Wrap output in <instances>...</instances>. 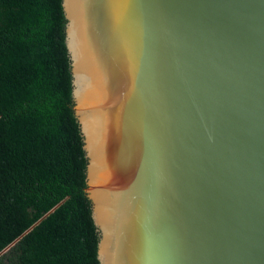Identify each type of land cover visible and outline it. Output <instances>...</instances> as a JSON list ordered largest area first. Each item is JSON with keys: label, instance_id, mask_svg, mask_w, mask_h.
<instances>
[{"label": "water", "instance_id": "obj_1", "mask_svg": "<svg viewBox=\"0 0 264 264\" xmlns=\"http://www.w3.org/2000/svg\"><path fill=\"white\" fill-rule=\"evenodd\" d=\"M62 5L99 263L264 264V0Z\"/></svg>", "mask_w": 264, "mask_h": 264}, {"label": "trees", "instance_id": "obj_2", "mask_svg": "<svg viewBox=\"0 0 264 264\" xmlns=\"http://www.w3.org/2000/svg\"><path fill=\"white\" fill-rule=\"evenodd\" d=\"M62 2L0 0V264H100Z\"/></svg>", "mask_w": 264, "mask_h": 264}]
</instances>
